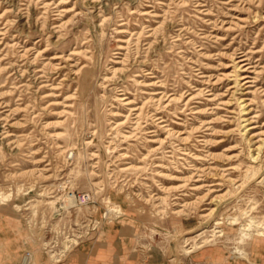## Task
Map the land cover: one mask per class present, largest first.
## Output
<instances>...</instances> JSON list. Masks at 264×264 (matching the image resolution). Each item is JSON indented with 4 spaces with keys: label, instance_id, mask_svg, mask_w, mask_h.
<instances>
[{
    "label": "rangeland",
    "instance_id": "374dc122",
    "mask_svg": "<svg viewBox=\"0 0 264 264\" xmlns=\"http://www.w3.org/2000/svg\"><path fill=\"white\" fill-rule=\"evenodd\" d=\"M117 231L264 264V0H0V264Z\"/></svg>",
    "mask_w": 264,
    "mask_h": 264
},
{
    "label": "crops",
    "instance_id": "0c3cea01",
    "mask_svg": "<svg viewBox=\"0 0 264 264\" xmlns=\"http://www.w3.org/2000/svg\"><path fill=\"white\" fill-rule=\"evenodd\" d=\"M114 235L116 236H112L111 240L104 238L78 248L63 264H125V259L121 257L122 252L117 248L118 242L122 241L121 233L117 231Z\"/></svg>",
    "mask_w": 264,
    "mask_h": 264
},
{
    "label": "bare ground",
    "instance_id": "6f19581e",
    "mask_svg": "<svg viewBox=\"0 0 264 264\" xmlns=\"http://www.w3.org/2000/svg\"><path fill=\"white\" fill-rule=\"evenodd\" d=\"M57 57H58V56H57ZM238 62H239V64H241V66L244 68V70H246V71L249 70L248 68H249L250 66H249L248 63H246V59H245V58H244V59H243V58H240ZM248 66H249V67H248ZM249 78H250V75H244V76H243V80L246 79V80H247L246 82H249V80H250ZM216 80H217V79H216ZM244 81H245V80H244ZM251 81H252V80H251ZM148 84H149V83H148ZM150 84H151V83H150ZM122 99H124V98H122ZM153 100H154V99H153ZM246 119H247V118H246ZM20 123H21V122H20ZM55 134H56V133H55ZM261 134H262V133H261ZM185 139H186V138H185ZM259 147H260V146H259ZM258 149H259V148H258ZM202 186H203V185H202ZM5 198H6V197H5ZM5 198H3V199H5ZM262 233H263V232H262Z\"/></svg>",
    "mask_w": 264,
    "mask_h": 264
}]
</instances>
